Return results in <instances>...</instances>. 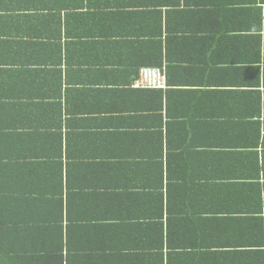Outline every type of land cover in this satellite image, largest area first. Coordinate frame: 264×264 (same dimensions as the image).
Segmentation results:
<instances>
[{
	"label": "crops",
	"instance_id": "obj_1",
	"mask_svg": "<svg viewBox=\"0 0 264 264\" xmlns=\"http://www.w3.org/2000/svg\"><path fill=\"white\" fill-rule=\"evenodd\" d=\"M0 264H264V0H0Z\"/></svg>",
	"mask_w": 264,
	"mask_h": 264
},
{
	"label": "built area",
	"instance_id": "obj_2",
	"mask_svg": "<svg viewBox=\"0 0 264 264\" xmlns=\"http://www.w3.org/2000/svg\"><path fill=\"white\" fill-rule=\"evenodd\" d=\"M136 85L143 88H163L166 76L159 66H143L139 68Z\"/></svg>",
	"mask_w": 264,
	"mask_h": 264
},
{
	"label": "trees",
	"instance_id": "obj_3",
	"mask_svg": "<svg viewBox=\"0 0 264 264\" xmlns=\"http://www.w3.org/2000/svg\"><path fill=\"white\" fill-rule=\"evenodd\" d=\"M220 196H223L224 197L223 200H225V193H222V195ZM194 198H195L194 195L192 196L190 195L189 197L183 196L181 198V202H182L181 204L183 207L177 210L166 209L165 217H167L168 220H174L175 218H179L181 220H186L190 218L196 219V216H198L199 209H197V204L193 203ZM162 212L163 211H161L160 214ZM209 218L210 217H207V219Z\"/></svg>",
	"mask_w": 264,
	"mask_h": 264
}]
</instances>
